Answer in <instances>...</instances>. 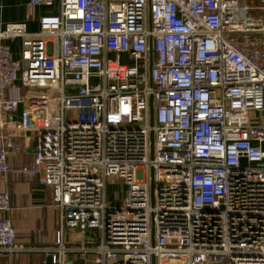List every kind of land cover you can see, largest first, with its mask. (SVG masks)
Returning a JSON list of instances; mask_svg holds the SVG:
<instances>
[{
	"label": "built area",
	"instance_id": "obj_1",
	"mask_svg": "<svg viewBox=\"0 0 264 264\" xmlns=\"http://www.w3.org/2000/svg\"><path fill=\"white\" fill-rule=\"evenodd\" d=\"M54 3L36 32L0 29V173L19 136L36 133L33 165L16 173L52 191L46 255L264 264V0L30 1ZM108 177L123 180L122 200L108 203ZM11 210L1 190L0 249L13 253L24 247Z\"/></svg>",
	"mask_w": 264,
	"mask_h": 264
},
{
	"label": "crops",
	"instance_id": "obj_2",
	"mask_svg": "<svg viewBox=\"0 0 264 264\" xmlns=\"http://www.w3.org/2000/svg\"><path fill=\"white\" fill-rule=\"evenodd\" d=\"M31 0H3L4 11L0 20V29L8 22H26L30 32H36L40 27V18L47 14H56L59 4L31 5ZM13 56L20 57V38L7 40ZM25 90L18 86L10 89L8 95L20 96ZM21 109L15 113L20 118ZM37 135L25 132L17 140L16 152L9 156L10 168L0 173V191L8 190L11 195L12 210L8 214L17 232V244L24 247L18 252H7L0 249V264H36L47 259L46 264H54L48 257L45 248L56 245L59 229V211L53 205L50 187L39 180V176H28L16 173L23 167H30L34 162L32 146L36 144ZM3 213H0L2 216ZM66 239L70 246H80V232L68 230ZM119 263V262H117ZM116 263V264H117ZM66 264H101L98 257L87 253H69ZM107 264V263H106ZM115 264V263H113Z\"/></svg>",
	"mask_w": 264,
	"mask_h": 264
},
{
	"label": "rangeland",
	"instance_id": "obj_3",
	"mask_svg": "<svg viewBox=\"0 0 264 264\" xmlns=\"http://www.w3.org/2000/svg\"><path fill=\"white\" fill-rule=\"evenodd\" d=\"M70 114V112H69ZM263 114L257 113L255 114V118H261L262 119ZM67 119L69 120L70 117L68 116ZM127 187L125 186L123 180L117 181L116 179H113L112 177H108L107 179V200L108 203H111V201L115 200L120 201L123 199V194L125 193ZM81 240H77V242H80ZM95 256H98L97 253H87ZM114 262L108 261L107 264H113ZM116 264V263H115ZM117 264H122L121 262Z\"/></svg>",
	"mask_w": 264,
	"mask_h": 264
},
{
	"label": "water",
	"instance_id": "obj_4",
	"mask_svg": "<svg viewBox=\"0 0 264 264\" xmlns=\"http://www.w3.org/2000/svg\"><path fill=\"white\" fill-rule=\"evenodd\" d=\"M153 115H154V107H153V104L151 103V123L153 124L154 123V118H153ZM151 146H152V155H153V149H154V132L152 131L151 132ZM152 186L154 187V182L152 183Z\"/></svg>",
	"mask_w": 264,
	"mask_h": 264
}]
</instances>
